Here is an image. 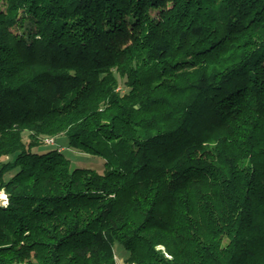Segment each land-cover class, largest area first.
I'll list each match as a JSON object with an SVG mask.
<instances>
[{"label":"trees","instance_id":"obj_1","mask_svg":"<svg viewBox=\"0 0 264 264\" xmlns=\"http://www.w3.org/2000/svg\"><path fill=\"white\" fill-rule=\"evenodd\" d=\"M0 190V264H264V0H0Z\"/></svg>","mask_w":264,"mask_h":264},{"label":"rangeland","instance_id":"obj_2","mask_svg":"<svg viewBox=\"0 0 264 264\" xmlns=\"http://www.w3.org/2000/svg\"><path fill=\"white\" fill-rule=\"evenodd\" d=\"M24 138L25 140H28L26 134L24 135ZM56 142L60 145L61 148H63V152L71 159L72 165L74 167H92L100 172L104 171V161L102 159L95 158L92 155L70 149L64 135L59 136L56 139ZM48 149L50 148H47V146H41L40 148H37L36 151L43 152L44 150ZM115 252L116 262H123L124 258L127 256V251L121 245L115 244Z\"/></svg>","mask_w":264,"mask_h":264},{"label":"built area","instance_id":"obj_3","mask_svg":"<svg viewBox=\"0 0 264 264\" xmlns=\"http://www.w3.org/2000/svg\"><path fill=\"white\" fill-rule=\"evenodd\" d=\"M45 142L47 144H54L55 143V139L54 138H46ZM0 203L3 205H8V195L6 194V192L3 190H0ZM116 264H125L124 261L123 262H116Z\"/></svg>","mask_w":264,"mask_h":264}]
</instances>
